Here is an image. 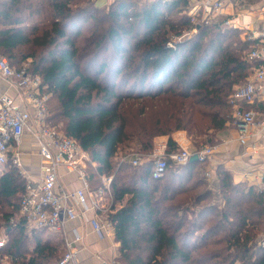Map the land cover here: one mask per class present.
Segmentation results:
<instances>
[{
    "label": "trees",
    "instance_id": "trees-1",
    "mask_svg": "<svg viewBox=\"0 0 264 264\" xmlns=\"http://www.w3.org/2000/svg\"><path fill=\"white\" fill-rule=\"evenodd\" d=\"M190 9L189 0H0V55L46 85L47 119L87 152L90 188L111 177L104 218L122 264H264V189L234 182L219 164L218 205L205 202L206 159L169 160L153 177L149 162L118 158L124 145L148 152L158 135L174 151L175 130L191 137V150L216 144L232 120L229 94L259 65L238 28ZM25 184L11 162L1 168L0 255L8 264H56L61 239L29 229L19 214Z\"/></svg>",
    "mask_w": 264,
    "mask_h": 264
},
{
    "label": "built area",
    "instance_id": "built-area-1",
    "mask_svg": "<svg viewBox=\"0 0 264 264\" xmlns=\"http://www.w3.org/2000/svg\"><path fill=\"white\" fill-rule=\"evenodd\" d=\"M190 14L200 12L202 19H209L221 14L225 3L229 0H189ZM231 19H225L223 24L232 26ZM246 40L258 39L259 44L248 53L250 61L261 63L243 84L233 88L228 96L231 105L230 115L237 125L238 140L245 143L253 125L259 130L264 129V114L256 119V112L252 108L243 106L251 103L257 93L264 94V30L251 29L245 35ZM168 45L172 46L171 42ZM0 77L5 79L16 90L19 100L7 93H0V167L11 162L16 167L20 165V145L25 133L35 140L36 152L39 157L40 173L37 179L26 180L21 194L19 214L23 217L25 226L43 228L52 232L62 230L67 220L77 217V207L84 210H93L94 216L90 219L92 229L104 236L109 234L111 227L107 220L98 216V210L105 209L104 197L109 194L111 177H103L102 184L93 190L87 179L88 154L75 139L65 136L56 125L47 119V100L50 96L45 91L46 85L41 83L37 74L31 73L26 64L13 67L6 57L0 55ZM164 140H156L152 147L149 159L152 161L151 175L161 176L168 161L180 164L186 162L195 153L198 160H207L215 150L216 145H202L195 150L187 146L167 152ZM142 154L134 152L130 163H141ZM63 167L67 172L76 174L80 185L68 190L59 183V169ZM210 176L208 171L204 173ZM264 189V172L261 174L257 190ZM81 237L76 234L72 241H65L66 249L58 260V264L71 262L76 255V242ZM260 245L264 246V221ZM5 264H8L7 262Z\"/></svg>",
    "mask_w": 264,
    "mask_h": 264
},
{
    "label": "crops",
    "instance_id": "crops-1",
    "mask_svg": "<svg viewBox=\"0 0 264 264\" xmlns=\"http://www.w3.org/2000/svg\"><path fill=\"white\" fill-rule=\"evenodd\" d=\"M107 2L109 0H95V5L104 6ZM220 15L225 19H231L233 22L232 26L240 30V37L248 43L250 50L255 44H259L258 39L248 41L245 35L251 29L256 31L264 30V0H229L225 3ZM258 63L260 64L261 61ZM262 63L264 64V61ZM0 93H7L15 96L17 101L19 100L15 88L1 77ZM246 105L256 112V119H259L264 114V94L257 93L254 100L251 103H246ZM215 133L217 143L214 145H216V148L207 158L205 165V170L209 172L210 177L215 176V168L217 165L222 164L230 172L234 182L247 183V185L257 188L260 176L264 172V129L259 130L258 126L253 125L245 143H241L237 137L236 122L232 119L226 123L224 128ZM170 136L177 146L176 149L182 146L193 149L192 142L185 130H175ZM167 139L168 135H158L153 141L164 140L167 145ZM18 148L20 150L21 165L18 170L24 175L26 180L37 179L40 173V164L35 140L25 133ZM131 158L127 161L130 162ZM103 177L107 176L103 175L100 177V184H102ZM208 181L212 186L216 187L217 181L215 179L213 181L208 179ZM59 183L61 187L68 190H73L80 185L76 174L67 172L63 167L59 169ZM107 197H110V202L103 201L106 203V207L98 210L99 217H104V212L112 207L113 202L110 192L104 198L106 199ZM125 198L126 196L114 202V208L120 207L124 203ZM77 211V217L65 221L61 231L52 232L46 230L44 233L50 238H60L64 251L66 249V240L72 241L76 234L81 237L76 242L77 252L75 258L67 264H122L116 258L119 243L115 241L112 229L109 234L100 236L92 229L90 224V219L95 212L90 209L82 211L81 207H77Z\"/></svg>",
    "mask_w": 264,
    "mask_h": 264
},
{
    "label": "rangeland",
    "instance_id": "rangeland-1",
    "mask_svg": "<svg viewBox=\"0 0 264 264\" xmlns=\"http://www.w3.org/2000/svg\"><path fill=\"white\" fill-rule=\"evenodd\" d=\"M109 1H111V0H109ZM109 2H107V4H108ZM106 5V4H105ZM54 102V100L53 99H50V102H49V106H51L52 105V103ZM136 103H139V102H136ZM56 120V119H55ZM55 120H53V121H55ZM210 133V132H209ZM202 137H203V139H207L208 138V135H206V134H202ZM189 138H190V140L192 141V139H191V137L189 136ZM203 144H205V145H209V143L208 142H206V140H204L203 141V143L201 144V145H203ZM153 145H154V141H153V143H152V146H151V148H150V150L147 152H143L142 153V158H141V163H145V162H149L150 163V165L152 164V161L149 159V157H148V155L150 154V152H151V150H152V147H153ZM211 145V144H210ZM132 149H134V147L133 146H131V147H129V146H123V147H121L120 148V150L118 151V158L120 157V154H122V153H126L125 154V156H123L122 158H127V160H129L131 157H132V153H134L133 151H132ZM89 168V162L87 163V168L86 169H88ZM0 170H1V167H0ZM205 177H207L208 179H210L211 181H213L214 179L216 180L217 178H216V176H206L205 175ZM217 181V180H216ZM209 186H210V188H211V192H212V194H211V196H210V198H208L207 200H205V202H207V201H215L218 205H221L222 204V201H221V199H220V192H219V188H218V186L216 185V187H214V186H212L211 185V183H209ZM104 201H106L107 203H109L110 202V197H107ZM104 214H105V212H104ZM106 215V214H105ZM214 216V213L213 214H211L210 216H206L204 219H205V222L206 223H208V221H210V219L212 218ZM203 219V220H204ZM102 220H106L104 217H102ZM6 240H7V235L5 234V232H4V229H2V228H0V245H2L4 242H6ZM7 262V259L4 257V256H2V255H0V263L1 264H5Z\"/></svg>",
    "mask_w": 264,
    "mask_h": 264
},
{
    "label": "water",
    "instance_id": "water-1",
    "mask_svg": "<svg viewBox=\"0 0 264 264\" xmlns=\"http://www.w3.org/2000/svg\"><path fill=\"white\" fill-rule=\"evenodd\" d=\"M196 160H198V156L195 153H193L188 159V161H196Z\"/></svg>",
    "mask_w": 264,
    "mask_h": 264
}]
</instances>
